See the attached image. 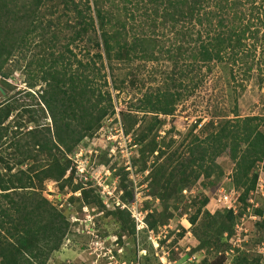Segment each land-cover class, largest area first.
Here are the masks:
<instances>
[{
    "label": "trees",
    "instance_id": "trees-1",
    "mask_svg": "<svg viewBox=\"0 0 264 264\" xmlns=\"http://www.w3.org/2000/svg\"><path fill=\"white\" fill-rule=\"evenodd\" d=\"M217 66L233 81L227 112L214 110L204 122L198 117L184 133L164 129V117L174 116ZM254 68L263 83L264 0H0V264H48L71 239L73 222L44 194L47 181L72 193L69 202L80 199L111 216L120 241L125 234L137 240L131 211L106 209L93 188L76 180L72 161L117 115L138 146L150 194L163 206L195 182L221 180L218 159L229 155L238 213L211 212L208 196L194 199L189 221L199 243L189 255H199L194 264H264L262 253L235 248L229 238L251 206L258 168L264 171V116H243L237 100ZM16 71L28 88L41 85L35 94L25 89L35 105L9 95ZM127 87L137 95L118 111L115 97ZM122 175V201L130 204L134 189L125 169ZM161 209H149L146 231L164 224ZM254 214L261 241L263 208ZM142 264L163 263L153 250Z\"/></svg>",
    "mask_w": 264,
    "mask_h": 264
},
{
    "label": "rangeland",
    "instance_id": "rangeland-1",
    "mask_svg": "<svg viewBox=\"0 0 264 264\" xmlns=\"http://www.w3.org/2000/svg\"><path fill=\"white\" fill-rule=\"evenodd\" d=\"M235 69L237 70L236 66ZM143 71L144 74H148L150 66L144 68ZM251 73L249 79H244L246 88L237 99L238 105L243 116H264V81L263 83L260 81V72L257 68H254ZM236 74L239 79L243 78V73L239 70L236 71ZM26 81V75H23L21 71H16L13 77L9 79L12 84L9 95L19 99V102L24 106L35 105L38 99L35 100L27 95L26 91L31 90L35 94L41 85L30 89ZM229 81L232 85L233 81L228 71L222 67H215L211 77L206 78L205 83L200 85V88L190 99L178 106L174 116L164 117L166 120L164 129L175 126L177 131L184 133L198 117L204 118V122L214 110L221 111V113L227 112L234 101L231 93L233 87ZM0 87L2 88L1 76ZM237 91L240 92L239 87H237ZM136 95L137 90L127 87L119 96L115 97L116 109L118 111L126 109L130 98L136 97ZM4 98L5 95L0 94V102ZM121 126L120 115L107 118L95 137L90 140L87 139L85 144L76 149L73 156L71 155L78 170L76 180H81L83 185L93 188L94 192L99 194L104 201V205L107 206L106 209H114L115 206H121L124 203L121 196L123 190L120 185L123 182L122 169H125L129 173L125 182L127 184L132 182L131 187L134 189V195L139 197V207L143 213L156 206L162 208L164 224L161 226L166 225V228L163 227L165 231L160 234L161 243L159 241L153 242L149 238V230L146 231L147 227L137 234V240L134 241L131 235L125 234L120 241L118 234H116L119 230L118 225L111 216H105L98 206L85 205L80 199L69 202L72 193H64L57 182L47 181L44 194L70 216L73 222L71 239L65 241L61 251L55 253L48 264H120L123 261L129 262L140 255L143 259L153 250L155 254L156 252L158 254L163 251L169 252V255L167 254L169 260L178 264L181 260L177 249L183 254L187 247H191L193 250L194 245L197 246L199 243L189 221V217L194 213V199H200L203 195L208 196L210 205L206 206V209L218 211L217 206L213 203L221 193V188L227 191L234 190L231 179L234 164L229 155L224 154L218 159L225 169V174L221 180L217 183L207 182V184L202 181L195 182L190 186L193 193L185 195L182 192L178 199H171L166 206H163L160 200L150 194L146 174L139 170L140 164L136 161L138 146L133 144L132 136L126 137L119 133ZM130 151L132 154L128 155ZM127 162L133 164L132 171L126 169ZM258 169L261 175L258 188L251 194L249 200L251 206L242 216L238 217L235 222V231L229 238L234 247L236 246L235 248H240L244 252L262 253L264 259V238L260 241L261 234L256 228V222L260 217L254 214V209L257 207H262L264 210V171H262L261 166ZM134 179L138 184V189H136ZM80 194V192L75 193L76 196H80ZM238 195L239 192L236 196ZM219 210H223V208H219ZM186 219L189 223L185 221ZM199 223L202 224L201 221ZM182 228H185L186 232L183 237H180L179 233ZM160 231L158 229V232ZM234 234H236V238H232ZM157 244L159 245L158 248ZM234 252L236 250H232L231 255ZM135 253H137L136 257H134ZM111 256H114L112 261ZM170 261L167 264H170ZM230 263L232 262L230 261Z\"/></svg>",
    "mask_w": 264,
    "mask_h": 264
},
{
    "label": "built area",
    "instance_id": "built-area-1",
    "mask_svg": "<svg viewBox=\"0 0 264 264\" xmlns=\"http://www.w3.org/2000/svg\"><path fill=\"white\" fill-rule=\"evenodd\" d=\"M119 133L121 135H123V136L125 135L122 126H121V128L119 130ZM127 136H130V135H127ZM131 154H132V151L128 152V155H131ZM79 155H81V154H79ZM110 156H112V155H110ZM126 165H127V167H126L127 170H130V171L133 170V164L131 162H127ZM79 170H80V168H79ZM81 172H83V171H81ZM146 174H148V171H146ZM131 177L134 178L133 175H131ZM134 182H135L136 189H138V184L135 181V179H134ZM189 193H193V191L190 188H185L183 190V194L187 195ZM236 194H237V192L235 190H232V191L228 190L227 191L226 189L221 188V193L219 194V196L217 197V199L215 200V203H213V205L215 204V206H217L218 209L219 208H223V209L233 210L235 213H238V208L240 206V201H239V195L236 196ZM209 205L210 204H208L207 207ZM121 206L123 208L126 207V208H128L131 211V215H132V217L134 218V220L136 222L137 234L142 229L147 227V224H146V221H145V217H146V215L148 213V210H146V212L143 213V211L140 209V207H139V197L138 196L136 197V195H135V198L130 203V205L123 203V205H121ZM210 211L214 212L212 210H210ZM185 221H187L189 223L188 219H186ZM163 227L166 228V225H164ZM163 227L159 226L157 229H148L149 230L148 231L149 232V238L153 242L159 241V243H161L160 242V240H161L160 234H162V232L165 231V229ZM158 229H160L161 231L158 232ZM178 231H180V229H178ZM232 238H236V234H234V237H232ZM194 246L196 247V245H194ZM158 247H159V245L157 244V248ZM191 249H192L191 247H187L185 252H183V254L180 253L179 249H177L179 257H180V260H181V262L178 263V264H194L195 263L197 258H199V255L198 254L189 255V252L191 251ZM204 252L205 251L202 250V253H204ZM167 254L169 255V252L163 251V252H161V254H158V252H156V255L160 258V261L163 264H167V262L170 261L169 258L167 257ZM110 258H111V261H112L114 259V256H111ZM169 263L170 264H175L176 262L173 263V262L170 261ZM112 264H116V263H112ZM120 264H142L141 255L137 256L136 258L132 259L129 262L123 261ZM230 264H233V263H230Z\"/></svg>",
    "mask_w": 264,
    "mask_h": 264
},
{
    "label": "water",
    "instance_id": "water-1",
    "mask_svg": "<svg viewBox=\"0 0 264 264\" xmlns=\"http://www.w3.org/2000/svg\"><path fill=\"white\" fill-rule=\"evenodd\" d=\"M0 89L2 90V88L0 87Z\"/></svg>",
    "mask_w": 264,
    "mask_h": 264
}]
</instances>
